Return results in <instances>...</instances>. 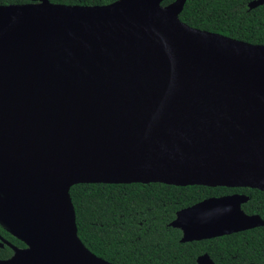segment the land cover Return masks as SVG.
I'll list each match as a JSON object with an SVG mask.
<instances>
[{"label": "water", "instance_id": "1", "mask_svg": "<svg viewBox=\"0 0 264 264\" xmlns=\"http://www.w3.org/2000/svg\"><path fill=\"white\" fill-rule=\"evenodd\" d=\"M24 1L0 6V223L25 245L0 264H113L79 237L76 185L264 192L263 45L183 23L188 0ZM248 201L210 198L170 226L182 243L264 227Z\"/></svg>", "mask_w": 264, "mask_h": 264}, {"label": "trees", "instance_id": "2", "mask_svg": "<svg viewBox=\"0 0 264 264\" xmlns=\"http://www.w3.org/2000/svg\"><path fill=\"white\" fill-rule=\"evenodd\" d=\"M54 4L105 6L118 0H49ZM175 0H165L163 6ZM254 0H188L180 20L204 31L264 46V5ZM27 3L0 0V6ZM250 197L242 209L264 219V192L252 189L175 187L164 184H86L71 188L78 234L96 256L113 264H198L209 254L215 264H264V227L222 238L182 243V232L170 224L185 208L215 196ZM10 236V235H9ZM11 237V236H10ZM13 242L25 245L12 237ZM12 256L0 250V259Z\"/></svg>", "mask_w": 264, "mask_h": 264}, {"label": "flooded vegetation", "instance_id": "3", "mask_svg": "<svg viewBox=\"0 0 264 264\" xmlns=\"http://www.w3.org/2000/svg\"><path fill=\"white\" fill-rule=\"evenodd\" d=\"M176 187V186H175ZM189 187V186H188ZM199 187H205V186H199ZM208 188H210V187H208ZM216 188H225V187H216ZM230 189H250V188H230ZM252 190H256V189H252ZM260 191V190H259ZM262 192V191H261ZM235 194H240V195H245V196H247V197H249L248 195H246V194H242V193H234V194H229V195H224V196H215V197H210V198H219V197H225V196H230V195H235ZM210 198H207V199H210ZM207 199H204V200H202V201H200V202H198V203H201V202H203V201H205V200H207ZM249 200H250V197H249ZM249 202V201H248ZM247 202V203H248ZM198 203H196V204H198ZM246 203V204H247ZM196 204H194V205H196ZM193 205V206H194ZM243 205H245V204H243ZM191 207V206H190ZM243 207V206H242ZM189 208V207H188ZM186 209V208H185ZM183 210V209H182ZM181 211V210H180ZM245 212V211H244ZM246 213V212H245ZM247 214V213H246ZM177 215V214H176ZM248 215H250V214H248ZM253 215H258V214H253ZM260 216V215H259ZM261 217V216H260ZM262 218V217H261ZM263 219V218H262ZM264 220V219H263ZM11 237H10V236ZM12 237H14V236H12L8 231H7V229L0 223V250H6V249H9L11 252H12V255L14 254V250H13V247H17V248H19V249H23V248H25V247H22V246H18V245H16L14 242H13V240H12ZM15 238V237H14ZM220 238H222V237H220ZM215 239H217V238H215ZM18 240V239H17ZM212 240V239H211ZM204 241H207V240H204ZM200 242H202V241H200ZM207 254V253H206ZM206 254H202L201 256H203V255H206ZM207 255H209V254H207ZM209 257H210V255H209ZM211 258V257H210ZM214 262V261H213Z\"/></svg>", "mask_w": 264, "mask_h": 264}]
</instances>
